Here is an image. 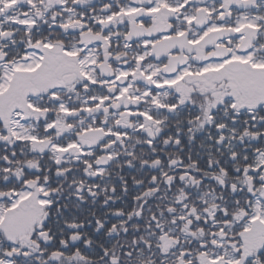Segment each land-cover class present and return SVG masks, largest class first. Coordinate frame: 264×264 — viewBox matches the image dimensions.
Instances as JSON below:
<instances>
[{"label":"snow or ice","instance_id":"snow-or-ice-1","mask_svg":"<svg viewBox=\"0 0 264 264\" xmlns=\"http://www.w3.org/2000/svg\"><path fill=\"white\" fill-rule=\"evenodd\" d=\"M0 264H264V0H0Z\"/></svg>","mask_w":264,"mask_h":264}]
</instances>
